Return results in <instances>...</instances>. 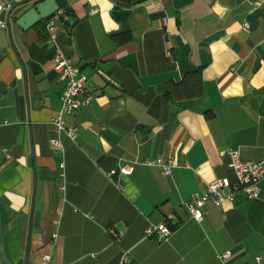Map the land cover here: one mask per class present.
Wrapping results in <instances>:
<instances>
[{"label":"crops","instance_id":"1","mask_svg":"<svg viewBox=\"0 0 264 264\" xmlns=\"http://www.w3.org/2000/svg\"><path fill=\"white\" fill-rule=\"evenodd\" d=\"M39 1L0 0V264H264V181L200 221L185 206L236 181L226 149L264 160V6L57 0L73 15L56 45L95 93L64 115L72 140L53 124L64 83L46 21L16 24ZM161 158L179 167L165 175ZM171 212L169 240L148 238Z\"/></svg>","mask_w":264,"mask_h":264},{"label":"built area","instance_id":"2","mask_svg":"<svg viewBox=\"0 0 264 264\" xmlns=\"http://www.w3.org/2000/svg\"><path fill=\"white\" fill-rule=\"evenodd\" d=\"M138 1L143 2L146 0ZM255 4L257 7H262L264 6V0H256ZM2 11H4V7L0 3V13ZM62 17H66L64 10L58 11L46 20V29L49 33L47 43L55 47V70L59 74L60 80L64 83V90L61 94L62 108L54 119L53 124L57 132H65L70 139L76 140L78 128L68 127L64 121V115L77 113L90 104L95 98V93L88 87V77L70 59L66 58L56 45V22ZM1 26L5 27L4 24H1ZM57 144H60V142L57 141ZM225 155L229 158V167L234 171L236 181L232 182L228 178L217 179L209 184L205 193H194L192 195L191 199L185 203V206L190 210L192 216L199 221L203 219L202 208L206 204L221 206L225 200L234 201L238 196H244L247 199H257L261 196L260 185L264 181V160H245L242 158L240 150L232 147L226 149ZM149 164L159 166L165 175H171L179 167L175 159L161 158L156 161H150ZM61 166L63 168L64 164ZM130 171L127 168L121 170L125 174L130 173ZM176 220V213H169L161 224L152 225L147 229V237L155 238L161 242L169 240L173 233L172 226ZM112 234L117 237L114 231H112ZM231 257L232 253L230 251L219 256L223 261H228ZM120 264H131L128 253L122 256Z\"/></svg>","mask_w":264,"mask_h":264},{"label":"water","instance_id":"3","mask_svg":"<svg viewBox=\"0 0 264 264\" xmlns=\"http://www.w3.org/2000/svg\"><path fill=\"white\" fill-rule=\"evenodd\" d=\"M17 5L14 4L9 12V18ZM61 10V5L57 0H42L35 3L30 9L22 14L17 20L16 24L24 30H28L35 25L46 21L58 11Z\"/></svg>","mask_w":264,"mask_h":264},{"label":"trees","instance_id":"4","mask_svg":"<svg viewBox=\"0 0 264 264\" xmlns=\"http://www.w3.org/2000/svg\"><path fill=\"white\" fill-rule=\"evenodd\" d=\"M61 10H64V12H65L66 15H73V12H72V10L70 8H66L65 6H61ZM177 226L178 225H173L172 226L173 230L175 228H177Z\"/></svg>","mask_w":264,"mask_h":264}]
</instances>
